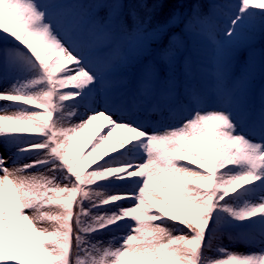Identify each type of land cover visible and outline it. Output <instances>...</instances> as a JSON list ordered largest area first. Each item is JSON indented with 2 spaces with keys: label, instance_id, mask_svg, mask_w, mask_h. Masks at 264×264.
Segmentation results:
<instances>
[{
  "label": "snow or ice",
  "instance_id": "1",
  "mask_svg": "<svg viewBox=\"0 0 264 264\" xmlns=\"http://www.w3.org/2000/svg\"><path fill=\"white\" fill-rule=\"evenodd\" d=\"M125 2L143 15L102 18L86 39L142 46L141 86L114 97L107 65L62 36L50 3L0 0V36L16 42L0 49V82L11 79L0 88L11 106L0 109V264H264V101L257 118L244 85L217 71L212 93L225 107L203 110L189 85L193 107L178 125L140 122L148 97L176 110L192 63L175 38L193 20L176 8L200 0ZM257 14L264 0H239L225 39ZM225 235L261 250H228Z\"/></svg>",
  "mask_w": 264,
  "mask_h": 264
},
{
  "label": "trees",
  "instance_id": "2",
  "mask_svg": "<svg viewBox=\"0 0 264 264\" xmlns=\"http://www.w3.org/2000/svg\"><path fill=\"white\" fill-rule=\"evenodd\" d=\"M83 2L91 4L90 14L96 21L106 18L111 22L117 17L123 20L127 19L130 13L131 19L135 20L138 12L143 15L142 10L135 8L130 2L126 3L125 0H83ZM238 3L239 0H200L195 10L187 5H178L176 8L178 15L182 12L184 16L191 14L193 17L189 27L175 38L184 56L190 58L194 63L227 71L229 78H233L240 72V68L251 54L250 48L253 47L259 49L264 67V17L257 14L246 21L238 30V37H234L231 41L226 40L223 35L228 20L236 12ZM255 11L259 13L260 10ZM210 36L212 40L209 39ZM2 43L16 45L15 41L0 36V44ZM137 46L140 52L136 54V63L141 65L144 62L142 46L139 42H137ZM260 78L264 87V69ZM189 85L199 87L203 91L204 99L200 105L203 110H207L212 100V90L209 85L199 78L190 80L189 77L182 76L181 87L173 101V104L177 106L176 110L170 109L164 113L159 108L158 112H154L155 114L149 113L140 117L153 125L162 124L167 127L169 122H172L173 126L178 125L184 114L190 113L193 107L186 91ZM217 107L220 109L225 105L219 103ZM158 207L161 206L158 205ZM229 243L226 235L220 240V244L229 246ZM214 254L216 253L214 252Z\"/></svg>",
  "mask_w": 264,
  "mask_h": 264
},
{
  "label": "rangeland",
  "instance_id": "3",
  "mask_svg": "<svg viewBox=\"0 0 264 264\" xmlns=\"http://www.w3.org/2000/svg\"><path fill=\"white\" fill-rule=\"evenodd\" d=\"M37 2L42 6L50 3L48 5L49 11L52 18L59 21L58 29L60 33L65 38L71 37L69 43H72L77 48V51L81 52L82 55H87L90 59L99 60L101 65H107L106 67H102L101 71L105 73V86L109 88V95L119 97L136 94L137 88L141 86L140 68L142 66V64L138 65L136 63V54L140 52L137 41L133 40L132 37H118L116 40H100L97 45L89 44L86 39L98 22L90 14L91 4H87L83 0H37ZM14 46L16 45L3 43L0 44V49H11ZM100 48H105L107 51L100 52ZM250 53L247 61L240 68V72L233 78H229L227 71L218 70L213 66L208 67L192 61V72L188 77L190 80L199 78L201 81L207 83L212 90L214 75L217 71L223 72L227 82L234 83L237 87L244 85L246 104L253 115L258 118L262 101H264V87L260 81L264 67L259 49L252 47L250 48ZM10 83L11 79L2 81L0 82V88L7 87ZM177 95L178 93L175 94V97ZM158 100V97H148V99L142 100L143 109L137 113V116L149 114L150 112H158V107H156ZM218 103L219 100L212 93V102L207 110L218 109ZM5 107L11 110L8 102H0V109H4ZM199 107L201 106L199 105ZM163 112L165 113V111ZM188 115L189 113H186L183 118ZM139 120L143 122L141 118ZM97 123L99 122H94V124ZM172 125L169 122V127ZM152 127L162 128L161 126ZM96 131L97 129L93 127L90 132L83 135L91 136ZM118 136H122L120 129H117L113 133V138ZM255 138H259L258 134ZM85 151H87V148H85ZM9 167H11V164H9ZM26 211L31 215L30 210ZM101 236L105 240L108 239L104 234H101ZM229 242V246L222 245L231 251L248 253L259 252L261 250V244L258 239L255 242H240L237 239L229 240Z\"/></svg>",
  "mask_w": 264,
  "mask_h": 264
}]
</instances>
